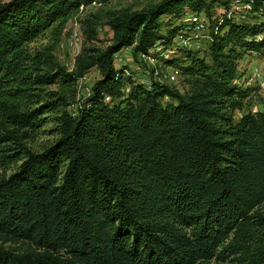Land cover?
Returning a JSON list of instances; mask_svg holds the SVG:
<instances>
[{"label":"trees","instance_id":"trees-1","mask_svg":"<svg viewBox=\"0 0 264 264\" xmlns=\"http://www.w3.org/2000/svg\"><path fill=\"white\" fill-rule=\"evenodd\" d=\"M93 1L0 4V150L11 143L24 154L0 179V243L23 248L0 247V264H264V108L244 110L249 89L234 82L243 53L264 52V0L112 11L108 44L81 49L70 71L52 45L27 51L46 29L56 41ZM234 6L246 7L242 18ZM185 12L203 17L208 62L173 42L195 30ZM161 16L180 23L160 34ZM86 33L94 38L92 25ZM157 45L177 51L164 63L186 78V92L134 82L113 64L123 48L157 59ZM91 68L99 77L78 99L76 82ZM44 114L56 138L33 152L20 139Z\"/></svg>","mask_w":264,"mask_h":264},{"label":"rangeland","instance_id":"rangeland-1","mask_svg":"<svg viewBox=\"0 0 264 264\" xmlns=\"http://www.w3.org/2000/svg\"><path fill=\"white\" fill-rule=\"evenodd\" d=\"M9 0H0V4L7 2ZM159 0H94L89 5L78 9L67 21L65 22L59 38L54 41L51 38L50 29H46L40 33L35 39L26 44V49L28 52L32 53L35 51H41L45 47L52 45V55L54 60L61 66H63L66 71H70L73 68V62L75 56L83 48H103L109 42L110 32L106 26V21L110 16L112 11L127 9V10H140L147 6L148 4L155 3ZM233 14L236 17L242 18L245 13V6H234L232 8ZM221 12L218 8L216 13ZM186 14L181 18L185 23L187 22ZM161 27L159 28L160 34H164L167 27L172 25H177L180 20L168 19L167 16H161ZM168 19V20H166ZM262 20L261 18H259ZM167 24V25H166ZM92 25L95 36L94 38L87 37V26ZM207 28H195L193 32L188 36L187 43L183 44L188 48L195 51L197 57H200L208 62L207 55ZM76 35V42L73 47L67 45L68 40ZM174 43L182 44L177 42L175 37ZM157 51V56L159 58L152 59L147 56L137 55L134 57L130 50L121 49L113 56V64L116 68L121 69L124 75H128L132 80L137 83H141L145 86L149 85L152 81H162L167 85L175 87L180 92H186L189 89V85L186 83V78L179 74L175 83H167L163 79V74L169 68H172L167 63H164V59L170 58L176 55V52L172 50H164L160 45L155 47ZM180 57V56H178ZM253 67L260 74L261 79L253 77L249 73V69ZM236 69L238 76L234 79L237 80L235 84L242 88H248L247 103L244 110L249 106L252 109L253 105L255 110L264 108V52H244L239 60L236 62ZM99 77V74L95 68L89 69L83 77L79 78L76 82L75 92L76 97L83 98L84 89L90 86L91 83ZM57 88L56 84H50L45 87V90H55ZM245 104V103H244ZM247 106V107H246ZM74 106H69L67 110L70 113L74 112ZM46 117V122L41 125L34 133L27 135L25 138L21 137V143L24 147L28 148L30 151L38 152L45 146L50 144L56 135L53 133V124L51 116L49 114H44ZM238 113L235 112L233 120L236 121ZM11 148L0 150V179L6 178L13 170L16 169L17 165L21 160H15V157H23V153L18 149L17 145L9 144ZM2 155H11L10 157ZM260 211L264 213V204L260 206ZM0 247L8 249L11 251H20L23 248L21 243H0ZM203 264H239L231 258L226 259H211L207 263Z\"/></svg>","mask_w":264,"mask_h":264},{"label":"built area","instance_id":"built-area-1","mask_svg":"<svg viewBox=\"0 0 264 264\" xmlns=\"http://www.w3.org/2000/svg\"><path fill=\"white\" fill-rule=\"evenodd\" d=\"M82 6L79 7V9H81ZM187 22L188 23H191L194 25L195 28H202L203 27V17L202 15L200 14H189L188 17H187ZM74 34V33H73ZM177 38V42H181L182 44H185L187 43V40H188V37H184L182 34H178L176 36ZM76 40V35L74 34L73 37H71L69 40H68V43L67 45L73 47V45L75 44V41ZM123 50H128V48H123ZM144 57V55H142ZM249 73L253 76V77H256L257 79H261L260 77V74L256 71L255 68L251 67L249 69ZM179 76V73L176 69L174 68H169L167 71L164 72L163 74V79L165 80V82L167 83H175L177 78ZM83 77V76H82ZM234 82H237V80H234ZM90 93V86H87L85 89H84V92H83V96H87L88 94ZM104 100H108V97L105 96L104 97ZM252 111H255V106L253 105Z\"/></svg>","mask_w":264,"mask_h":264}]
</instances>
